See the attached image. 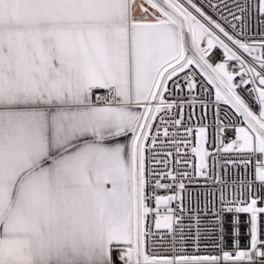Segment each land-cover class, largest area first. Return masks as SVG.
I'll use <instances>...</instances> for the list:
<instances>
[{
    "label": "snow or ice",
    "instance_id": "1",
    "mask_svg": "<svg viewBox=\"0 0 264 264\" xmlns=\"http://www.w3.org/2000/svg\"><path fill=\"white\" fill-rule=\"evenodd\" d=\"M0 264H264V0H0Z\"/></svg>",
    "mask_w": 264,
    "mask_h": 264
},
{
    "label": "built area",
    "instance_id": "2",
    "mask_svg": "<svg viewBox=\"0 0 264 264\" xmlns=\"http://www.w3.org/2000/svg\"><path fill=\"white\" fill-rule=\"evenodd\" d=\"M217 55H219V53H217ZM194 191H199V189H195ZM162 194H167V193H162ZM244 218L246 219V217H244ZM206 243H210V242H209V241H202V242H201L202 246H203L204 244H206ZM164 244H165V247L168 246L167 241H165ZM189 250L191 251V248H189ZM209 251H211V249H209Z\"/></svg>",
    "mask_w": 264,
    "mask_h": 264
}]
</instances>
